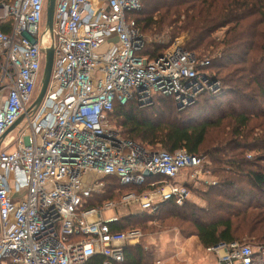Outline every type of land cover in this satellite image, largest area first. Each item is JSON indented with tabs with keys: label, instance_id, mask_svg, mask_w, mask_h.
<instances>
[{
	"label": "built area",
	"instance_id": "2783aa9c",
	"mask_svg": "<svg viewBox=\"0 0 264 264\" xmlns=\"http://www.w3.org/2000/svg\"><path fill=\"white\" fill-rule=\"evenodd\" d=\"M141 1L55 0L52 32L46 26L40 32L46 0H0L6 28L0 29V264H85L95 255L102 264H123L124 248L141 232H112L109 223L118 216L103 212L130 206L154 212L160 203L188 199L186 183L199 178L206 156L146 150L108 121L115 102L142 107L159 94L182 109L198 93L219 88L205 70L209 59L180 40L156 58L138 54L146 41L127 14ZM47 47L54 53L50 80L33 109ZM23 114L17 135L1 140ZM181 174L185 181L178 183ZM110 176L122 187L152 189L84 207ZM206 250L217 264H250L256 254L237 241ZM258 253L264 256V246Z\"/></svg>",
	"mask_w": 264,
	"mask_h": 264
},
{
	"label": "trees",
	"instance_id": "16d2710c",
	"mask_svg": "<svg viewBox=\"0 0 264 264\" xmlns=\"http://www.w3.org/2000/svg\"><path fill=\"white\" fill-rule=\"evenodd\" d=\"M127 17L145 35L167 31L172 42L185 34L183 48L209 59L205 70L216 69L222 90L201 92L184 109H178L172 96L159 94L146 107L134 100L115 102L108 121L116 119L121 135L146 150L183 149L208 156L209 163L202 169L216 179L201 192L202 205L185 200L180 206L170 200L154 212H129L109 223L110 230L152 231L155 227L149 223L154 218L168 213L176 217L183 210L180 217L186 218L203 248L218 242L263 240L264 0H142L140 8ZM165 43H146L138 54L156 58L167 48ZM161 177L147 178V182ZM104 182L103 192L88 197L84 207L118 201L129 191L142 194L152 189L122 187L113 176ZM186 186L191 191V182ZM124 254L123 264H149L155 258L139 245L126 246ZM102 261V256L95 255L85 264ZM250 264H264V256L254 254Z\"/></svg>",
	"mask_w": 264,
	"mask_h": 264
},
{
	"label": "rangeland",
	"instance_id": "374dc122",
	"mask_svg": "<svg viewBox=\"0 0 264 264\" xmlns=\"http://www.w3.org/2000/svg\"><path fill=\"white\" fill-rule=\"evenodd\" d=\"M45 18L42 21L40 25V32H42L45 28ZM167 31L163 33H154V34H148L145 35L143 33L142 36L144 37L147 45L153 44V43H165L167 47L174 41V40H180L181 45H184L185 41V34H179L172 42H169ZM222 32H218L216 36H220ZM173 44V43H172ZM43 70V62L41 64L40 73L38 75L37 82H40L41 75ZM207 73L210 74L211 78L214 79L218 83V89L216 91H209L204 90L210 93H220L222 90V83L220 80L216 78V75L214 72H216V69L206 70ZM39 86L37 89L36 94L38 93ZM202 91V92H204ZM201 93V92H200ZM198 93L195 96V99L193 103L196 101L197 96L200 94ZM229 98V97H227ZM192 104V103H191ZM190 104V105H191ZM150 105V104H149ZM190 105H187L185 107H188ZM148 105L142 106L146 107ZM177 106V105H176ZM184 107V108H185ZM182 108V109H184ZM113 122L111 120L110 125L113 126L116 130H120L119 126L117 125V120L114 119ZM19 128L16 127L12 132L7 134L8 136L13 135L16 136L18 133ZM209 140V137L207 141ZM207 144V142H206ZM207 162L209 161L208 156H206ZM204 163L205 165H208V163ZM192 169H187L186 172H191ZM184 173V172H183ZM199 178H195L194 181L191 182V191L188 199H186L187 202L193 204V205H202L204 204V201L202 198V191L206 189V185L209 183H213V181L216 179L214 175H210L207 170H203L198 175ZM178 183H182L185 181L184 174H181L175 179ZM181 206V205H180ZM131 207V210L127 207L125 208H110L108 210H105L103 212V215L105 217L116 215L119 217L129 213H136V207ZM130 210V211H129ZM183 214V210H181L176 217H173L172 214H163L159 216V218H154L153 221L149 223L150 226H154L155 230L152 231H143L140 228L141 237L139 238V241L137 245L141 246L142 249L145 252H152L155 254L158 253L157 250H160L162 252V255L160 254L159 259L155 258L152 262L149 264H214L212 256H210L209 252L206 250V248H203L199 242L197 241V238L195 235L191 234V225L186 222L185 217H180V215ZM159 235H163V237L159 238ZM240 242V241H239ZM240 243L250 245L252 247V250L255 253H258L261 248L264 246V239L263 240H251V241H241ZM215 255V254H214Z\"/></svg>",
	"mask_w": 264,
	"mask_h": 264
},
{
	"label": "water",
	"instance_id": "95a60500",
	"mask_svg": "<svg viewBox=\"0 0 264 264\" xmlns=\"http://www.w3.org/2000/svg\"><path fill=\"white\" fill-rule=\"evenodd\" d=\"M54 4H55V0H46L45 25L47 29L49 30V32H52V18H53ZM42 53L44 54V64H43L41 79L39 82V90H38V93L36 94V98L34 102L30 106V108H33V109L38 106V104L40 103V101L42 100L45 94L46 88L50 80L51 70H52L53 54H54L53 48L52 47L44 48L42 49ZM30 108H28V110ZM23 117H24V114L21 115L15 121V123L4 132V134L1 136V140L17 127V125L22 121ZM145 175L150 176L151 173L147 171L145 172Z\"/></svg>",
	"mask_w": 264,
	"mask_h": 264
},
{
	"label": "crops",
	"instance_id": "0c3cea01",
	"mask_svg": "<svg viewBox=\"0 0 264 264\" xmlns=\"http://www.w3.org/2000/svg\"><path fill=\"white\" fill-rule=\"evenodd\" d=\"M160 237H163V235H159V238ZM138 243V242H137ZM137 243H135V244H130V245H127V246H134V245H137ZM157 254H156V256L157 257H155V258H158L159 259V257H160V254L162 255V252L160 251V250H157ZM209 254H210V256H212V258H213V261H214V264H217V257H216V255H214L213 253H211V252H209ZM155 258H154V260H155Z\"/></svg>",
	"mask_w": 264,
	"mask_h": 264
}]
</instances>
